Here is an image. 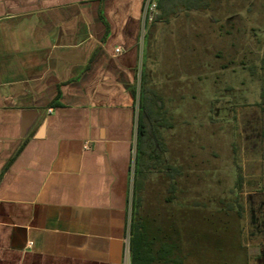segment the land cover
<instances>
[{
  "label": "crops",
  "instance_id": "1",
  "mask_svg": "<svg viewBox=\"0 0 264 264\" xmlns=\"http://www.w3.org/2000/svg\"><path fill=\"white\" fill-rule=\"evenodd\" d=\"M147 1L0 0V264H131Z\"/></svg>",
  "mask_w": 264,
  "mask_h": 264
},
{
  "label": "rangeland",
  "instance_id": "2",
  "mask_svg": "<svg viewBox=\"0 0 264 264\" xmlns=\"http://www.w3.org/2000/svg\"><path fill=\"white\" fill-rule=\"evenodd\" d=\"M209 2L147 20L142 69L163 117H145L159 158L136 175L129 258L139 224L183 264H264V0Z\"/></svg>",
  "mask_w": 264,
  "mask_h": 264
},
{
  "label": "trees",
  "instance_id": "3",
  "mask_svg": "<svg viewBox=\"0 0 264 264\" xmlns=\"http://www.w3.org/2000/svg\"><path fill=\"white\" fill-rule=\"evenodd\" d=\"M210 0H157V10L159 12L157 18L168 22L170 17L179 11H192L207 9ZM147 73L142 69L141 82L139 90V115H138V129L136 142V155L134 167V193L136 187V175L142 171L153 166V160L158 159L159 156H153L155 152L154 142L149 137L148 127L145 122V117H149L152 123L160 120L163 117L161 106L158 102L150 96L149 89H147ZM154 92L152 91V94ZM156 94H154V97ZM145 106L142 107V102ZM160 123V121H158ZM162 125V122L161 124ZM154 126V131L158 128ZM144 174V173H143ZM174 188V184L171 185ZM134 203V201H133ZM134 206V204H133ZM240 205L235 206L231 204L229 209L240 208ZM132 222L130 227V235L132 234ZM153 241L142 225H137L135 235L130 237V262L131 264H183L180 258L175 257L174 247L168 243H161L157 250L153 249Z\"/></svg>",
  "mask_w": 264,
  "mask_h": 264
},
{
  "label": "built area",
  "instance_id": "4",
  "mask_svg": "<svg viewBox=\"0 0 264 264\" xmlns=\"http://www.w3.org/2000/svg\"><path fill=\"white\" fill-rule=\"evenodd\" d=\"M156 10L157 3L154 0H148L145 8L146 21L149 20L151 22L153 20ZM115 52L119 53L120 49H116Z\"/></svg>",
  "mask_w": 264,
  "mask_h": 264
}]
</instances>
